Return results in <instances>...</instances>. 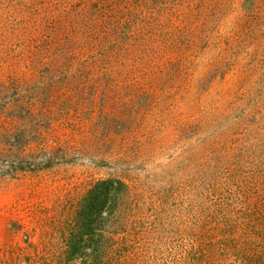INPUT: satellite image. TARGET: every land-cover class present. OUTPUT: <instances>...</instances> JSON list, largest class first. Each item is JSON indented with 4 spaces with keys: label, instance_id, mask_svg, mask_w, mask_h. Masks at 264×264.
Here are the masks:
<instances>
[{
    "label": "trees",
    "instance_id": "trees-1",
    "mask_svg": "<svg viewBox=\"0 0 264 264\" xmlns=\"http://www.w3.org/2000/svg\"><path fill=\"white\" fill-rule=\"evenodd\" d=\"M1 24L4 50L47 52L66 84L137 72L134 85L184 90L193 127L232 121L186 181L98 180L47 248L10 264H264V0H0Z\"/></svg>",
    "mask_w": 264,
    "mask_h": 264
},
{
    "label": "rangeland",
    "instance_id": "rangeland-1",
    "mask_svg": "<svg viewBox=\"0 0 264 264\" xmlns=\"http://www.w3.org/2000/svg\"><path fill=\"white\" fill-rule=\"evenodd\" d=\"M4 35L1 24V264H10L17 248H47V237L74 219L96 181L120 176L153 193L184 182L207 135L232 128L228 118L208 130L193 127L184 90L134 85L137 72L118 74V84L107 82L115 74L78 72L70 75L77 83L66 84V72L47 69V52L23 54L12 41L4 50Z\"/></svg>",
    "mask_w": 264,
    "mask_h": 264
}]
</instances>
